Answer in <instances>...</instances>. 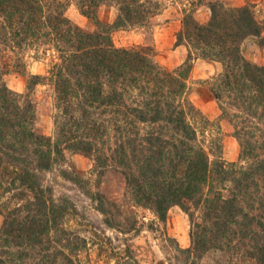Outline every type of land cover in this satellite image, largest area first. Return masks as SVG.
<instances>
[{
  "label": "trees",
  "instance_id": "16d2710c",
  "mask_svg": "<svg viewBox=\"0 0 264 264\" xmlns=\"http://www.w3.org/2000/svg\"><path fill=\"white\" fill-rule=\"evenodd\" d=\"M70 1L93 22V33L66 17ZM167 1L0 0V264H84L86 240L67 224L70 203L55 200L41 181L66 151L91 157L99 171L119 172L131 200L161 220L179 207L191 223L189 256L218 250L227 264H264V66L241 52L242 42L260 38L263 27L247 4L209 2L205 24L194 17L200 1L182 10L176 45L188 47V60L221 63L212 92L226 99L220 110L241 148L239 163L211 160L191 122L201 116L186 97L189 64L167 71L151 48H118L112 41L115 30L146 26ZM103 5L117 10L111 24L97 17ZM39 49L57 56L47 76L29 75L27 88L46 80L53 86L55 138L36 133L29 93L16 94L4 81L24 73V53ZM230 108L237 113L230 116ZM6 193L17 202L13 207L1 202ZM96 198L109 215L105 197Z\"/></svg>",
  "mask_w": 264,
  "mask_h": 264
},
{
  "label": "rangeland",
  "instance_id": "374dc122",
  "mask_svg": "<svg viewBox=\"0 0 264 264\" xmlns=\"http://www.w3.org/2000/svg\"><path fill=\"white\" fill-rule=\"evenodd\" d=\"M199 1L194 17L201 24L209 20V2L220 1L226 7L250 5L255 19L263 27L260 38L264 40V0H169L165 9L146 26L118 29L111 37L118 48H151L154 60L167 71H180L189 64L186 97L202 118L198 116L194 120L191 117L198 130L199 141L209 152L211 160L220 157L226 163H239V140L234 135L233 124L228 117H223L220 110L226 99H217L212 92L222 72L221 63L195 55L188 60V47L176 45V36L183 27L182 10L191 8L190 2ZM66 5L65 15L74 26L86 33L96 30L93 22L80 13L75 2L70 1ZM116 15V8L110 5L101 6L97 12L98 19L104 24L113 23ZM260 38L245 39L241 52L251 63L264 66V41L261 43ZM23 56L26 71L7 74L4 81L16 94L29 93L34 105L36 133L55 138L58 110L53 86L47 80L31 90L27 85L29 75L47 76L57 55L51 50L39 49L28 50ZM228 113L231 116L237 111L230 108ZM64 155L59 165L41 174V181L43 186L52 189L55 200L66 199L70 203L68 206L73 214L67 224L86 240V248L80 253L84 264H190L192 261L195 264H227L229 257L218 250H211L200 258L185 252L191 246V223L179 207H171L161 220L152 210L131 200L119 172L110 168L97 170L94 160L82 153L66 151ZM63 171L72 175L66 177ZM96 194L105 197L109 215L99 211ZM4 201L9 207L17 203L11 199V193L1 197V202ZM106 217L112 218V225ZM2 220L0 215V230ZM32 262L29 260L28 264Z\"/></svg>",
  "mask_w": 264,
  "mask_h": 264
}]
</instances>
